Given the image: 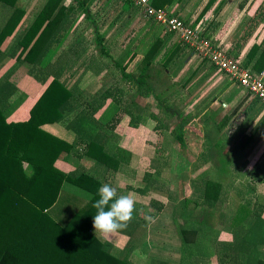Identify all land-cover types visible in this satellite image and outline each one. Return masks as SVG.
<instances>
[{"label":"trees","instance_id":"16d2710c","mask_svg":"<svg viewBox=\"0 0 264 264\" xmlns=\"http://www.w3.org/2000/svg\"><path fill=\"white\" fill-rule=\"evenodd\" d=\"M64 1L47 0L34 21L18 30L12 44L2 48L3 43L20 24L26 10L25 0H0V6L12 8L11 14L0 29V64L8 56L16 59V63L0 78V264H133L128 259V248L116 253L109 241L103 242L93 233V216L96 209L92 205L98 199L100 180L87 172L71 174L60 169L56 165L57 160L70 154L74 145L49 133L42 125L60 121L67 123L66 116L73 111L78 117L68 121V125L76 131L78 139L86 143V153L109 168L117 169L119 164L129 161L131 156L130 151L112 143L113 136L120 137L116 129L121 122V116H131V134L147 122L148 118L162 119L154 111L150 112V117L146 115L145 108L135 100H123L120 97L123 91L119 89L116 93L113 90L117 88L115 86L101 90L94 96L85 95L84 91L76 86L71 87L62 79L66 59L69 58L73 64L82 61L84 71L93 69L97 73L108 67L112 59L115 67L120 69L123 80L136 86L137 91L148 93L154 89L153 86L147 85L153 69L152 63L158 61L163 65L157 70L158 73L167 72L169 64L181 56L183 48L176 45L172 50L165 51L163 57L158 60L157 43H152L143 59L146 64L141 67L136 63L135 67H140V73L136 75L135 67L127 70L128 63L123 62L134 60L137 50L129 49L126 54L114 58L110 49L104 45L105 37L99 33L96 26L95 46L100 49L97 56L89 51L92 44L87 41L82 45L86 40L81 38L80 41L83 42H77L70 52L63 51L57 60H53L69 34L70 24L76 12H82L96 23L89 6L92 0H73L76 5L74 3L69 6H66ZM177 1L180 0H151V3L157 7H169ZM121 5L123 11L126 10L124 13L132 14V10L138 9L131 0H121ZM127 23L129 24V19L125 25H128ZM158 40L163 42L161 38ZM181 44L186 46L182 40ZM261 48V45L254 44L247 55V61L243 63V66L257 74H261L259 72L264 69V47L253 66L250 64ZM25 62L32 65L29 73L45 84L46 88L31 108L28 119L9 120L26 98V94L19 90L13 80L14 73ZM210 66L205 76L211 74L214 68L217 69L214 64ZM112 72L108 71L106 77H117L116 70L113 69ZM153 94L158 98L159 113L170 112L179 120L173 133L176 142L181 145V155H184V148L189 151L188 157L186 153L184 158L191 160L194 155L198 157L190 151L185 136V131L193 128L204 135L194 127V123L190 124L191 120L187 118L192 115H186L171 108V105H165L160 94ZM259 100L255 99L250 108L245 110L243 125L240 127L236 124V142L230 157L223 154V134L214 137L215 141L209 131L205 136V148L208 150L205 149L201 155L203 163H208L214 152L218 153L211 167L224 173V176L220 174L217 180H213L208 178L212 168L203 170L197 188L198 198L201 199V204L199 200L198 203L203 206L202 217L190 218L187 212H183L180 218H175L182 246L180 264H208V259L214 255L220 264H264V204H255L254 220L250 225L245 223L247 213L243 206L236 210L230 209L229 215L219 209V204L223 209L227 207L229 192L224 183L231 174L228 167L231 156L239 155L253 140L252 136L244 133L254 117L250 111L254 109L252 114L257 113L256 102L261 101ZM261 105L264 106L262 101L259 107ZM98 111H102L101 116L95 118L94 115ZM207 112L204 119L206 123L217 120L216 109L211 108ZM197 115L199 114L194 116ZM228 118L229 116L224 115L219 119L214 127L216 133L223 132ZM27 167L30 173L27 172ZM161 169L159 165L155 171H146L144 181L147 185L139 189L141 193H147L151 189H163L164 185L159 184ZM66 183L84 192L88 203L62 226L47 210L55 204ZM169 198L178 202V199H173L171 195ZM185 201L184 199L186 209L188 200ZM150 204L154 210V216L151 215L153 218L162 211L164 204L157 199H152ZM219 218L228 228H235L232 239L220 238V229L213 226L215 222H212Z\"/></svg>","mask_w":264,"mask_h":264},{"label":"rangeland","instance_id":"374dc122","mask_svg":"<svg viewBox=\"0 0 264 264\" xmlns=\"http://www.w3.org/2000/svg\"><path fill=\"white\" fill-rule=\"evenodd\" d=\"M46 1L47 0H25L24 8L26 10V14L15 29L14 33L3 43L2 48H6V46L12 44V40L18 30H20L23 26L30 25L34 21L35 17L46 4ZM182 1L183 2H181V4L173 8V13L175 12L174 14L180 16L188 24L194 27L199 25L201 28L200 33L202 38H206L211 42L216 43L218 33H220L217 31V29L222 30V27L216 25V23L218 22L219 24H222V21L216 20L215 24L211 23L209 31L206 32L208 20H212L211 15L210 18L205 17L201 24L197 23L198 25L194 23V21L191 22L187 20V16L185 15L188 8L192 6V3H203L206 0ZM219 1L224 2V0H216L215 2L217 3ZM240 1L249 2L254 0ZM255 1L258 6L261 4V2H264V0ZM188 2L190 5L186 8L185 4ZM64 3L66 6H69L75 2L73 0H65ZM74 5H76V3ZM89 6L92 15L95 17L96 23H93L82 12H76L74 18L71 21L72 23L70 24L69 34L65 38V41L59 50H61L64 46L65 48H69L77 42L81 43L83 41H80V39L83 38L86 41H84L82 45H85L87 41L91 43L92 47L89 49V51L93 52V54L95 53L97 56L100 52V49L95 46L96 26L99 28V33L103 34L105 37L104 45L110 49V53L114 58H119L122 54H126L129 49L134 50L138 48L137 57L134 60H126L123 62L124 64L128 63L127 70L135 67L136 63L141 67L146 64V61H143V59L152 43H157L156 48L159 49V60L163 57L165 51L170 49L172 50L174 47H176V45L183 48L181 57L169 64L167 72L163 71L161 74L158 73L157 70L163 67V65L158 63V61L152 63L153 67L151 68L153 69H151V76L148 79L147 85L153 86L154 91L151 90L148 93H141L140 91H137L136 86H132L130 82L122 79L120 69L115 67L112 59L110 63H108V67L102 71L101 76L106 74L107 71L113 73L112 71L114 69V71L116 70L117 77H115V75H112L110 79H108V77H103L104 82L100 83L101 85L105 83L101 90H108L110 86H115L117 88L113 90L116 93L119 89L123 91V95H120L123 100H126L127 102L135 100L143 108H145L146 115L150 117V112L154 111L155 114H157L160 119H162L157 120L152 117L148 118L147 122L141 124L139 129H137V131L132 134L134 135V138L136 137L137 140H141L144 146L146 144L150 150L146 153L143 152L142 155L146 158L143 166L145 167V171H155L158 169L159 165L162 168L159 184H163L164 187L163 189L159 190L160 192L154 190L150 192L149 190L147 197L148 202L150 201L149 203H151V200L155 199V197H157V199H170L169 196L171 195L173 199L177 198L179 202L178 211L176 213L177 218H180L179 216L181 213L187 212L190 218L200 219L203 215V206L200 205L201 199L198 198L199 191H197V188H199L198 184L201 180L199 176L203 170L211 167L213 161L215 163L216 154H218L214 152L213 157H209L208 163H203V157L201 155L205 149L208 150V148H205V136L209 131V135L212 133L211 137L213 138V141H215L217 136L219 137L223 134V154H227V156L230 157L231 150L233 146H235L236 142L234 141L236 139L235 134H237V129L235 126L237 123L242 122L244 116L242 113L244 109L250 105L254 99L259 100V98L243 88L238 82L233 80L225 72L218 70V68L213 69L211 77L209 76L210 81L201 79L202 76L210 70V65H212V63L203 58V56L200 53L198 54V52H196L193 48L182 45L180 40L181 36L165 28L159 27L151 18L146 16L143 10H132L133 16L136 17L132 19L131 23H127L128 25H125V22L130 18V13H124L126 10L123 11L121 0H92L89 3ZM261 7L262 9H260V11L264 12V5H261ZM183 9L185 10V13H179L180 11L183 12ZM11 11L12 8L8 6H0V29L5 24L7 18L11 14ZM203 13L205 14L206 11L204 10L202 13H200L201 18L204 17ZM240 27L241 26L234 29L232 38L236 37ZM260 27L261 31L259 33V38L262 40L264 37V22L261 23ZM63 32L65 33V31ZM143 38H145V40ZM159 38H161L163 42H159V40L157 41ZM164 41L167 42L164 43ZM223 46L224 45H222L221 48L227 50L223 48ZM234 56L237 58L236 55ZM231 57L234 58L233 55ZM26 63L28 62H25L24 64ZM6 65H8V62ZM26 66L27 67L22 66L20 68L21 74L25 73L26 69L28 73L32 69V65L26 64ZM78 66L80 65L77 64L75 69ZM84 69L85 67L83 65L77 68V71L79 70L77 74L79 78L77 77L76 79V77H73L71 86L78 87V83L80 84V82L77 83L76 81H80V78H82L81 74L85 72ZM134 70L136 75L140 73V67H135ZM30 76L33 75L30 74ZM90 76H92L91 78L97 77L93 72L90 73V75L88 74L84 76L81 80V88H86V86L89 84L88 80ZM31 79L32 78L29 77L27 80ZM153 92H156L157 95L160 94L161 98H164L165 105H171V108L177 109L186 115H192V117L187 118L191 120L190 124L192 125L194 123V127L204 132V136H202L194 128L187 129L185 131V136L188 140V146L191 148L190 151L194 154L196 153L198 157L194 155L191 160L184 158L186 153V157H188L189 152L184 148L182 149L184 155H181L179 152V150H181V145L176 142L173 133L179 120L176 115L170 112L168 114L163 112L159 113L160 109L158 108V98L156 97V94H153ZM232 93L234 96L231 95ZM229 97L233 98V100L229 99ZM259 103H261V101ZM210 105L211 108L216 109L217 120L206 123L204 118H201L200 115L194 116L195 114H200L204 109L208 110ZM101 112L102 111L97 113L98 116L101 114ZM225 114L231 115L226 121L225 126L229 122V125H231L228 127L229 125L227 124V126L223 129V132H217V134V130L215 131L214 129L215 124H218V121H220ZM261 120V114L257 115L248 128L247 133L255 135L252 136L254 138H251V140H253L249 144L244 158L242 159L241 156L238 158V155L235 157L231 156V163L229 162L228 166L230 167L231 174H229L230 176L226 178V182L224 183L225 189H228L229 192L227 207L223 209L219 204V209H221V212L223 211L228 215L230 214V209L236 210L243 206L245 212L247 213V219L245 222L246 225H250L254 220L253 211L255 204L257 202V204H264V195H260L262 194L260 192H262L264 189V123ZM122 122H124L125 124L123 125L126 126L125 128L123 127V129H120L119 127L118 130L121 131V133H125L131 128V116L129 114H123L121 116L120 123ZM123 125L120 124V126ZM255 161L262 162V165L259 166L258 163L255 164ZM162 163L165 164L162 166ZM236 164L240 169L236 168ZM26 170L28 173H30V169L28 167ZM220 174L224 176V173L212 168L209 170L208 178L217 180V178L220 177ZM141 184L143 183L140 182L139 185ZM134 185L139 186L137 183ZM162 194L164 196H162ZM184 199L186 201L188 200L186 209L184 206ZM198 200L200 204L198 203ZM173 210L174 207L172 211ZM212 222H215L213 226L220 229V238L223 240L232 239L233 230L235 229L234 227L228 228L223 224V221L220 218ZM172 229L175 231V227L173 228L172 226ZM168 235L172 236L173 234H167V239ZM173 249L175 250L174 247ZM176 252L178 253V251ZM151 262H154V260H151ZM207 263L220 264L215 255L209 258Z\"/></svg>","mask_w":264,"mask_h":264},{"label":"crops","instance_id":"0c3cea01","mask_svg":"<svg viewBox=\"0 0 264 264\" xmlns=\"http://www.w3.org/2000/svg\"><path fill=\"white\" fill-rule=\"evenodd\" d=\"M215 1L216 0H206L203 3H198V4L192 3L191 4L192 6L188 8L185 14L187 16V20L191 22L194 21V23L196 24L197 23L201 24L202 20H204L205 17L210 18L211 15L212 20L210 21L208 20L206 32L209 31L211 23L215 24L216 20L222 21V24L220 23L221 25L218 22H217L218 24L216 23V25L222 27V30L217 29V31L220 33H218V38L216 39V43L219 44L220 47L224 45L223 48L227 50L224 49L223 50L229 55L231 56L233 55L234 58H236L234 56L236 55L237 56L236 59L240 60L242 63L247 61V55L249 54V51L251 50L254 44L261 45L262 48L258 51V54L250 64L253 66V64L257 60L259 54L261 53L264 47V37L262 40L261 38H259L260 35L259 33L261 31L260 26L261 23L264 22V12L260 11V9H262L261 5H264V2H261V4H259L258 6L255 0L249 2H241L240 0H224V2L219 1L217 3ZM181 2L183 1L182 0L177 1L168 8L173 10V8L181 4ZM185 5H186L185 7L187 8V6H189L190 3L188 2ZM203 9L206 11V13L205 14L203 13L204 17L201 18L200 13L204 11ZM179 13H185V10L183 9V12L180 11ZM135 17L136 16H133V13L130 14L129 23H131L132 19ZM239 26L241 27L239 28L238 34L236 35L235 38H232L234 29ZM143 39L145 40V38ZM165 42L167 41H164V43ZM74 45H72V47ZM72 47L65 48L64 46L61 50L58 51V53L56 54L53 60H57L60 54L63 53V51H66L67 53L70 52L72 50ZM134 50H137V48ZM228 50L229 51L231 50L230 51L231 54ZM7 62L8 65H6ZM15 63H16L15 58L9 56L6 57L0 64V78ZM65 63L66 64L63 67L64 70H63L62 79L67 81L68 84L71 86L73 77H76V79L78 77L77 74L79 70L77 71V68L81 67L82 61H77L75 62V64H73V62H70L68 58L66 59ZM26 64L21 65L13 75L14 82L16 83L19 90L26 94V98L22 102V104L18 107V109H16L13 112L9 120L21 121L28 119L31 115L30 113L31 108L33 107V105L36 103V101L39 99V97L46 88L45 84L37 80L34 76H30V73L27 72V69L25 73L23 74L20 73V68L22 66L27 67ZM77 64H79L80 66H78L75 69V66ZM92 72L97 77L91 78L92 76H90L88 80L89 84L86 86V88H81L80 85L82 83L81 82L82 78L88 74L90 75V73ZM101 73H97L93 71V69H89L83 72L81 74L82 78H80V81L79 80L76 81L77 83L80 82V84L78 83V88L81 91H84L85 95L91 94L94 96L95 94H98L101 91L102 87H104L105 85V83H103V85H101V83L104 82L103 77H106V75L103 74L101 76ZM259 73L264 74V69ZM205 74L202 76L201 79L210 81L211 74L207 76H205ZM29 77H31L32 79L27 80ZM110 77L108 79H110ZM231 95L234 96L233 93ZM229 99L233 100V98L231 97H229ZM254 101L255 99L250 103V105ZM256 103H258L257 113L252 114V111L254 109L253 110L251 109L250 114L254 115V117L250 121L248 127L245 129V134L250 136L255 135V134L247 133V131L250 124L257 117V115L261 114L262 116L261 121L264 123V112H263L264 107L262 105L261 107H259L261 103L259 102ZM250 105H248L247 106L248 108L246 107L242 113V115H244L242 122L238 123L240 127L245 122L246 115L244 112L245 110L250 108ZM209 109H211V105ZM97 113H95L94 115L95 118H99L101 116V114L98 116ZM206 114H207V109H204L199 115L201 116V118L205 119ZM227 116L230 117L231 115H227ZM77 117L78 116H76V114L72 111L66 116L67 123L60 121L53 123H45L44 125H42V128L48 131L49 133L74 145V150L70 152V154L63 156L61 159H58L56 165L63 171L71 174L72 173L79 174L81 172L90 173L100 180L101 185L103 183H110L113 186H115L117 188L118 194H126L128 192L134 193L138 201L136 205V211L133 214V219L125 230L112 234L107 239L100 237L99 234H96V236L103 242L109 241L114 246L113 251L116 253H120L122 250L128 248L127 249L128 259L133 264H180L182 260V246L179 236L177 234V228L175 224L176 213L178 211V202H175L174 200L171 201V199L168 198L157 199V197H155V199L163 202L164 207L158 215L153 217L151 222L145 220V216H151V215L154 216L153 206H151V204L149 203L150 201L148 202V198H147L149 191L147 193H141L139 191L140 188H144L147 185V182L144 181V174L146 173V171H145V167H143L146 158L145 156H142L143 152L146 153L150 151L147 145L145 144L144 146L141 140H137L136 137L134 138V135L129 133L130 132L129 129L127 130L128 133L127 132L121 133V131H119L118 128L120 127V129H123V127L125 128L126 125H123L125 124L124 122L120 123L123 126H120L119 124L116 129L120 137L116 138V136H113L112 143H114V145L117 143L118 147L130 151L131 156L129 161L127 162L125 161L124 163L119 164L117 169L109 168L105 163L101 162L100 160L86 153L87 151L86 143L81 142L78 139L76 131L68 125V121H71ZM229 123L227 124L229 125ZM230 125L228 127H230ZM137 129L135 131H137ZM200 135L204 136L203 134ZM248 147H246V149L240 152L238 158H240V156L242 159L244 158L245 152H247ZM256 163H258L259 166L262 165L261 164L262 162L255 161V164ZM236 168L240 169L238 165L236 166ZM138 182L139 183L142 182L143 184L139 185ZM135 183H137L139 186L134 185ZM73 186L74 185L72 184L66 183L65 186L60 191L58 199L55 202V204L47 210L49 215L58 224L62 226L66 225L68 221L72 218V216L75 213H77L79 210L84 208L88 203V199L85 193L82 192L78 187L76 186L73 187ZM152 190L154 189H151L150 192ZM154 191H159V190H154ZM260 193H262L260 195L263 196L264 189ZM162 196L164 195L162 194ZM173 207L174 210L172 211ZM171 225L173 226V228L175 227V231L172 229ZM92 230L93 233L95 234L94 229ZM168 232L172 233L173 235L172 236L168 235V239H167V234H169ZM173 247L175 248V250L173 249ZM176 251H178V253ZM151 260L152 261L154 260V262H151Z\"/></svg>","mask_w":264,"mask_h":264},{"label":"built area","instance_id":"2783aa9c","mask_svg":"<svg viewBox=\"0 0 264 264\" xmlns=\"http://www.w3.org/2000/svg\"><path fill=\"white\" fill-rule=\"evenodd\" d=\"M138 9L144 11L158 26L181 36L187 47L193 48L203 58L225 72L243 88L258 97L264 103V74H257L243 63L229 56L220 45L202 38L200 26H192L168 7H157L151 0H131Z\"/></svg>","mask_w":264,"mask_h":264},{"label":"clouds","instance_id":"9594fccd","mask_svg":"<svg viewBox=\"0 0 264 264\" xmlns=\"http://www.w3.org/2000/svg\"><path fill=\"white\" fill-rule=\"evenodd\" d=\"M98 199L92 207L96 209L93 216L95 235L107 239L110 235L125 230L133 219L138 203L135 194L128 192L118 194L117 188L110 183H103L97 191ZM151 216L145 220L152 221Z\"/></svg>","mask_w":264,"mask_h":264}]
</instances>
